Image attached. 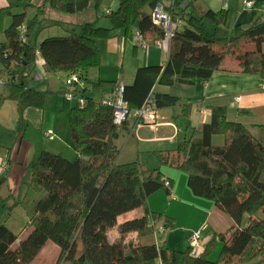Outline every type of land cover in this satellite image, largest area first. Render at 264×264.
<instances>
[{"label": "trees", "instance_id": "1", "mask_svg": "<svg viewBox=\"0 0 264 264\" xmlns=\"http://www.w3.org/2000/svg\"><path fill=\"white\" fill-rule=\"evenodd\" d=\"M18 1L23 6L19 13L11 6L0 7V32L6 37L0 42V72L6 77L0 99L16 100L22 111L41 109L46 97V91L26 83L36 65V49L45 71L64 72L65 76L75 73L81 80L91 67L100 65L95 38L120 30L127 34L133 25L147 44L163 37L150 13L162 0H116L117 7L105 13L110 26L99 25V17L77 25L66 23L65 35L38 43L40 29L56 21L26 18L27 9L33 7L31 0ZM89 1L46 0V4L60 12L75 13L86 9ZM101 1L92 0L93 9L97 11ZM163 7L172 20L180 21L166 61L138 66L133 81L123 85L122 97L130 115L120 127L112 122L110 106L79 92L85 103L79 107L73 101L67 118L69 145L76 155L70 160L41 149L30 160L29 185L43 194L33 205L21 237L0 224V264H27L48 241L58 247L62 264H236L257 256L264 264V141L244 124L228 119L227 108L220 105L211 106L209 122L191 128L192 105L185 102L195 80L208 79L215 71L264 78V17L240 25L234 12L205 9L197 0H170ZM6 17L11 22L4 27ZM226 56L233 57L229 67H224ZM156 85L167 86L169 91H154ZM103 86L101 80L92 83V88ZM149 97L156 110L179 105L180 116L187 118L185 128H191L190 135L177 141L174 149L153 151L152 156L161 165L183 171L191 193L211 200L233 220L225 232L210 237L199 257H191L189 248L164 246V232L173 229L175 221L146 208L150 193L163 187L166 194L171 192L170 179V187H165L167 178L159 167L143 169L138 159L117 161L120 150L114 140L128 130L129 117ZM214 134L223 136L222 145L211 144ZM2 182L0 179V188ZM0 199L7 208L8 198ZM137 208L142 209L140 216L116 222L118 216ZM114 226L120 234L139 236L162 228V243L110 242L107 229Z\"/></svg>", "mask_w": 264, "mask_h": 264}, {"label": "crops", "instance_id": "2", "mask_svg": "<svg viewBox=\"0 0 264 264\" xmlns=\"http://www.w3.org/2000/svg\"><path fill=\"white\" fill-rule=\"evenodd\" d=\"M92 0L86 9L75 12L65 13L57 11L46 4V0H31L32 8L27 9L26 18L35 16L37 19H45L56 21L55 24L46 26L40 29L37 41L38 43L44 38L51 36L65 35L64 25L66 23L81 24L84 22L93 21L96 17L99 25L110 26L109 20L105 17V13L117 7L116 0H102L99 9L96 11L92 7ZM106 1L110 2L109 6L102 10V16L99 15L102 4ZM252 3V7H247L244 0H197L202 8H210L212 10L226 9L235 13L236 23L247 25L257 16L264 17V0H247ZM10 0H0V7L12 6ZM13 12L19 13L23 10L22 3L15 0ZM112 4V7L110 5ZM11 22L10 17L4 18V27H7ZM136 26H132L131 31L127 34L123 30L116 31L107 37L95 38V45L98 49L100 65L97 68H90L83 79L79 80L80 93L91 96L99 101L111 95L116 86L120 83L130 84L133 81L135 70L138 66L144 65H161L168 56L170 41L165 39L156 40L154 44H148L147 48L143 49L136 45L134 40ZM147 40H150V35H146ZM5 34L0 32V42L5 41ZM151 43V42H150ZM233 61L232 56H226L224 67L231 66ZM66 74L64 72H48L43 69V61L37 60L32 75L26 82L29 87L37 90L46 91V100L49 104L53 103L55 109V117H59V124L66 123L67 131L64 129L57 130V121H50L51 116L45 120L46 109L42 112L39 108L28 107L23 111L19 109L16 101L11 102L10 99H0V138L3 134L17 133V124L20 116L33 117L39 122L40 140L31 141L24 138V134L19 140L20 146L15 150L14 145L8 150L0 149V179L3 180L0 188V196L4 197L6 191L12 197H18L21 192V183L27 184L30 175L27 168L31 159H33L39 150L43 149L53 153H61L66 159L72 160L67 155H74L75 152L69 145L68 132V110L73 101H69L63 96V82ZM38 78V79H37ZM6 77L1 80L3 83ZM96 80L105 82V86L100 88H92V83ZM40 83V84H37ZM113 84V85H112ZM44 85V86H41ZM167 86L156 85L154 91L167 93ZM193 92L185 98V102L192 105L188 120L191 128H197L203 123L210 120L211 106L220 105L227 108V117L231 120L239 121L244 126L250 128L251 133L258 139L264 141V78L258 75L243 74L234 71L219 70L211 74L210 78L205 80L196 79L193 84ZM3 93V92H2ZM48 93V94H47ZM48 95V96H47ZM0 96L2 94L0 93ZM237 97V99H236ZM9 102V103H8ZM10 107L7 111L5 104ZM50 110V107H48ZM205 109V113L201 110ZM181 107L174 105L156 110V123L147 124L142 119L129 117L128 130L122 132L115 140L114 144L118 148L119 139L135 137L136 141H146L156 143V148L153 151H165L175 148L177 141H181L191 133V128H185L187 118L180 116ZM148 128L154 133H160L163 129L166 132L163 134L150 135L147 138L141 137L143 129ZM51 130L52 139H47L42 132ZM55 134V135H54ZM16 135V134H15ZM18 136V135H17ZM62 144L61 146L54 143L55 140ZM59 139V140H58ZM46 141V142H44ZM55 141V142H56ZM212 145H222L224 140L220 134H214L210 138ZM124 142V143H125ZM123 143V150L126 145ZM125 145V146H124ZM125 147V148H124ZM120 150V148H119ZM122 152L117 156V161L120 163L135 160L132 156L129 160H120ZM139 149L136 148L135 153ZM136 155V154H135ZM68 157V158H67ZM143 169V162H141ZM153 165H156L153 164ZM164 174L163 177L172 182L171 192L166 194V189L160 188L147 197V207L150 211L161 212L173 218L175 224L180 226L177 229L165 231L164 246L169 244L170 248L184 250L188 248V237L192 230L202 227L204 232L211 237L214 233L220 234L225 232L233 225V220L226 215L225 212L213 205L211 200L196 196L187 185V175L180 170L164 166L166 170L158 168ZM5 189V194H1V190ZM10 200V199H9ZM7 200V203L8 201ZM138 216L142 214V209L137 208ZM25 223L27 216H24ZM181 227V228H180ZM9 228V227H8ZM184 228V229H182ZM10 229V228H9ZM23 229V228H22ZM17 235L21 236L20 232ZM11 230V229H10ZM12 231V230H11ZM13 232V231H12ZM160 230H156L149 235L139 236L135 242L141 245L160 244ZM210 240V239H209ZM168 247V246H166ZM217 249L213 252L216 253ZM212 252V253H213Z\"/></svg>", "mask_w": 264, "mask_h": 264}, {"label": "rangeland", "instance_id": "3", "mask_svg": "<svg viewBox=\"0 0 264 264\" xmlns=\"http://www.w3.org/2000/svg\"><path fill=\"white\" fill-rule=\"evenodd\" d=\"M169 2H170V0H162L163 5H168ZM15 3H16L15 0H10L9 4L12 5L11 6L12 9H13V6H15L14 5ZM109 4H110V2H108V1H106L105 3L102 4L99 15H102V10L106 9L109 6ZM110 7L113 8L112 4L110 5ZM0 70H1V66H0ZM3 79H4V75L0 72V93L1 94H2L3 89H4V84L1 83V80H3ZM37 84H40V83H37ZM41 86H44V85H41ZM10 101L13 102L16 100L10 99ZM8 103H6L5 108H3V109H6L7 111L10 108L8 106ZM48 107H50V110ZM45 109H46L45 120L49 116H51L50 115V113H51L52 116H51L50 121L54 122L58 119V121L56 123L57 124V126H56L57 130L58 131L61 130V132H62V130L64 129L65 131H67L65 121H64L63 126L59 124V117L54 116L55 115V109L53 108V103L49 104V102H48V100H46V98L44 100L43 107H41L42 112H44ZM19 118H20V120L18 121L19 123L17 124V133H15L16 135L10 134L9 132H7L6 134H3V137L0 138V149L8 150L9 147H12L14 145L13 148H15V150H17L18 147L20 146L19 140L21 139V137L23 136L22 134H24L25 131H26V133L24 134L25 139H29L31 141H37L38 139L40 140V138H39L40 134L39 133H41V132L39 130V122L36 121L35 119H33V117H31V116H29V117L20 116ZM163 132H166V129H163L162 132H160V133L159 132L154 133L151 130H148V128H146V129H143L140 136L143 138H147L150 135L163 134ZM124 139H126V137L120 138L119 142L117 143L119 145L118 148H120V153L123 150L122 146H123V143L125 142ZM55 141H56V138L53 142L59 144L60 146L62 145V144H60V142H58V141L55 142ZM44 142H46V141H44ZM124 144H127V145H126V149L122 152V155L120 156L121 157L120 160H129L130 158H132V156H134L133 158L138 159L140 161V163L143 162V166L145 165V168H147V169H154L155 166L157 167V165H159V166H161L162 170H166L164 168V166H166V165H161L158 162V160L154 156H152L153 149L156 148L155 146L157 145L156 143H150V142H146L144 140L138 142V141H136L135 137H129V138H127V142H125ZM136 148L139 149L138 153H135ZM67 156L69 158L74 157V155H67ZM155 163H156V165H153ZM141 166H142V164H141ZM28 174L30 175V171L28 172ZM163 176H164V174H163ZM29 182H30V178L28 179L27 184L21 183L22 184V185H20L21 186V192L19 193L18 197H12V195H9L8 192L6 191V195L2 198H5V199L8 198L7 200L10 199L8 201V203L6 202L7 208H4L3 200L0 199V224H4L5 226L9 227L15 234H18V232L26 226L24 216H27V218L30 216L31 209H32L33 205L35 204L36 200H38L37 198H39L43 194L42 192L38 193L35 190H33L32 186L29 185ZM1 194H5V189L1 190ZM7 200H5V201H7ZM137 216H138V210L134 209L132 211L123 213L120 216H118V219L116 222L120 223L123 220L134 218ZM179 226L180 225L177 223V224H175L173 229H177ZM182 229H184V228H182ZM106 235L108 236V239L110 242H117L120 240L123 243H127L128 241H131V242L134 241L135 242V240L139 237L138 234H135L133 232L120 234L117 230V226L108 228ZM159 240H160V238H158V242H159ZM161 243L162 242H160V244ZM166 246H168L170 248L169 244H166ZM39 251L40 252L35 256V258L27 264H62V263H60L62 261H58V257H59L58 247L55 244H53L52 242L48 241L44 245V247ZM215 254L216 253H213L212 257H214ZM261 258H262L261 256H257L256 259H253L251 261L245 260V259H243V260L240 259L237 261L236 264H260Z\"/></svg>", "mask_w": 264, "mask_h": 264}, {"label": "built area", "instance_id": "4", "mask_svg": "<svg viewBox=\"0 0 264 264\" xmlns=\"http://www.w3.org/2000/svg\"><path fill=\"white\" fill-rule=\"evenodd\" d=\"M244 3L247 7H252V3L250 1L244 0ZM150 13L152 20L155 23L154 26H157L163 33L162 38L167 41H170L171 37H173L174 35L175 30L178 28V24H180V21L172 20L161 3H157ZM22 30H24V27H22L20 31L23 32ZM142 38L143 37L139 32L135 33L134 40L136 41V45L142 48L143 50L147 48L148 44ZM39 55L40 53L36 49L35 56L37 60L41 59V56ZM79 82L80 81L78 79V76L75 73L66 76L63 82L62 94L65 99L69 101H76L80 107L84 105L85 99L79 94ZM121 91H123L122 83L116 86L115 90L112 91L113 93L111 95L99 100L101 104L108 105L112 108V122L119 127L130 115V111L128 110V106L126 105L127 103L123 99ZM151 103L152 99L149 97L145 101V103H143L141 108L135 111L136 117L142 119L143 122L147 124L156 123V109H154ZM201 111L205 113V109H202ZM42 134L47 139L53 138L51 130H46L42 132ZM163 181L165 187H170V181H168V179H165ZM161 229L162 228H160L159 230ZM203 230L204 229L202 227L192 230L188 237L187 245L191 257H199L203 253L206 247V243L210 239L209 234L204 232Z\"/></svg>", "mask_w": 264, "mask_h": 264}]
</instances>
